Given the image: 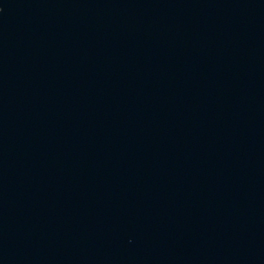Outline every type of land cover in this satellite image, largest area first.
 Masks as SVG:
<instances>
[{
	"label": "water",
	"instance_id": "obj_1",
	"mask_svg": "<svg viewBox=\"0 0 264 264\" xmlns=\"http://www.w3.org/2000/svg\"><path fill=\"white\" fill-rule=\"evenodd\" d=\"M0 264H264V0H0Z\"/></svg>",
	"mask_w": 264,
	"mask_h": 264
}]
</instances>
